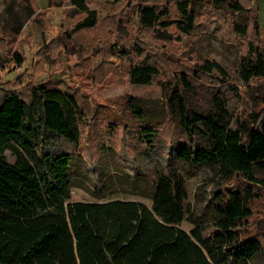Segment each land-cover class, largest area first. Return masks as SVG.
Returning <instances> with one entry per match:
<instances>
[{
	"label": "rangeland",
	"instance_id": "1",
	"mask_svg": "<svg viewBox=\"0 0 264 264\" xmlns=\"http://www.w3.org/2000/svg\"><path fill=\"white\" fill-rule=\"evenodd\" d=\"M85 1L96 10L97 22L73 31L84 13L70 0H0V98L17 92L27 99L34 86L43 84L72 93L83 112L78 145L61 142L75 149L78 158L71 167L70 201L134 199L150 205L154 177L176 173L186 191L178 227L187 233L198 228L211 237L219 220L214 205L221 203L215 194L237 188L250 195L251 210L240 236L258 239L262 251L245 262L225 259L220 264H264V185L239 173L224 179L215 162L192 166L178 160L176 145L187 137L169 96L176 88L191 117L189 111L208 106L216 92L232 115V126L253 110L263 115L264 76L245 84L239 64L251 45L264 56V0H251L250 11L243 13L232 11L230 0H189L195 28L184 33L170 25L168 38L140 23L139 7H167L170 18H177L178 0ZM234 23L248 24L249 30L237 32ZM205 60L217 62L225 72L204 71ZM141 61L155 64L158 74L147 83L132 82L128 70ZM182 73L191 90L185 89ZM133 106L142 120L132 113ZM147 127L155 133L153 141H144ZM194 127L205 129L202 123ZM4 157L10 163L16 159L10 150ZM257 176L263 177L264 170Z\"/></svg>",
	"mask_w": 264,
	"mask_h": 264
},
{
	"label": "trees",
	"instance_id": "2",
	"mask_svg": "<svg viewBox=\"0 0 264 264\" xmlns=\"http://www.w3.org/2000/svg\"><path fill=\"white\" fill-rule=\"evenodd\" d=\"M70 2L84 13L73 31L95 25V9L85 0ZM189 5V0L176 1L179 16L170 18L167 7L144 4L139 20L159 37H169L170 25L190 33L196 17ZM228 6L236 13L247 12L251 0H230ZM253 22L258 34L256 14ZM234 30L245 34L249 25L234 23ZM201 68L225 72L211 60ZM128 71L135 83H147L158 74L157 66L146 61ZM239 72L245 84L264 76V56L257 46H249L242 56ZM180 77L191 90L187 75ZM169 96L188 141L176 145L178 160L192 166L215 162L224 179L239 173L250 183L264 185V176H257L264 170V113L253 110L232 126V115L216 92L208 106L189 111L191 117L176 88ZM131 111L142 120L138 107ZM82 113L72 93L43 84L34 86L27 99L17 92L0 98V264H220L225 259L245 262L262 251L258 239L240 236V225L251 210L250 195L237 188L215 194L221 203L214 205L219 220L211 237L198 228L187 233L178 227L186 191L176 173L154 177L150 205L134 199L70 201L71 167L78 158L75 149L61 142L78 145ZM194 123L205 129L196 130ZM151 130L145 129L144 141H153ZM5 150L15 155L13 163L5 159Z\"/></svg>",
	"mask_w": 264,
	"mask_h": 264
}]
</instances>
